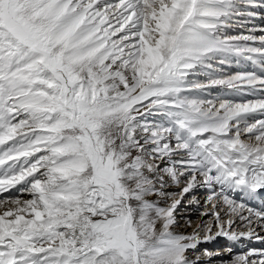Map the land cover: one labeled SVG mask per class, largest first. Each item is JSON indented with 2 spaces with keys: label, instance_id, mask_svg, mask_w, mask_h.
I'll return each instance as SVG.
<instances>
[{
  "label": "snow or ice",
  "instance_id": "snow-or-ice-1",
  "mask_svg": "<svg viewBox=\"0 0 264 264\" xmlns=\"http://www.w3.org/2000/svg\"><path fill=\"white\" fill-rule=\"evenodd\" d=\"M257 19L264 0H0V264H202L215 237L264 241L243 202L264 191ZM232 63L252 70L217 75ZM197 188L213 219L178 234Z\"/></svg>",
  "mask_w": 264,
  "mask_h": 264
},
{
  "label": "rangeland",
  "instance_id": "rangeland-1",
  "mask_svg": "<svg viewBox=\"0 0 264 264\" xmlns=\"http://www.w3.org/2000/svg\"><path fill=\"white\" fill-rule=\"evenodd\" d=\"M254 23L259 27H264V19H257L256 21H254ZM240 31L241 29H238V28L230 29L229 34H237ZM242 70L251 71L252 67L249 64L237 65L235 63H232L230 66L224 67L223 73H217V75H222V74L230 75L237 71H242ZM201 79H204V77H201ZM227 92H228L227 89L212 88L209 90V98L223 96L224 98H228V99H239V97H233L230 94L228 95ZM149 119H152V118H149ZM179 191L180 189L175 186H171L165 189L166 193H179ZM208 195L209 193L206 189H202L201 191H197L195 189L192 192L185 195L183 199H181V203L178 206L177 211L175 213L176 219H177V226L173 228L174 229L173 231H175L178 234L188 235L193 232V230L197 227V225L205 224L206 222L213 219L210 215H203L204 212L211 211V208L206 207V204H205ZM240 196L241 194L239 193V196L238 197L234 196V198H236L239 202ZM173 198H179V197L165 196L164 198L161 199V203L163 204L165 201L170 203L171 199ZM153 199H156V198L153 197ZM250 207L259 209L256 205V202L255 204L254 203L251 204ZM1 210H4V209L1 208ZM221 215L224 216V214H221ZM224 218L227 219L226 216H224ZM189 221L191 222L190 226H189ZM236 226L237 225H234V229H236V231L244 230L242 229L241 226H237V227ZM223 239H227V240L225 241ZM250 240H255V239H250ZM255 241H258V240H255ZM235 242L237 243V241L229 242V239L227 237H217L211 241L200 243L198 245L197 251L195 253H189V255L193 259L196 256H199L202 261V264H231V261L234 260L236 256L244 255L249 250H253V249L257 251L264 250V241H260L256 243L254 242L247 243L246 241L244 242L243 239H240L238 242L239 244L238 247L234 248L235 253H232L231 249L233 248V246H235ZM242 248H244L243 251H242ZM205 249H207L208 252L212 253L213 255L211 257L205 256L204 255ZM225 249L229 251L230 253L229 256L228 255L227 256L214 255L217 252L219 253V252L225 251ZM238 251H241V252H238Z\"/></svg>",
  "mask_w": 264,
  "mask_h": 264
},
{
  "label": "bare ground",
  "instance_id": "bare-ground-1",
  "mask_svg": "<svg viewBox=\"0 0 264 264\" xmlns=\"http://www.w3.org/2000/svg\"><path fill=\"white\" fill-rule=\"evenodd\" d=\"M228 93V92H227ZM216 95V94H215ZM229 95V94H228ZM195 190V189H194ZM197 191H201L202 189L201 188H197L196 189ZM4 196H9V195H18V193H16L15 192V190H12V192H10V193H5V194H3ZM234 196H238V193H236V194H234ZM257 200H261V203H258V207H261V205H264V191H262L260 194H258V196H257V198L255 199V200H248L247 198H245L244 199V201H245V203H247L248 204V206H251V204H253V203H255V201H257ZM257 203V202H256ZM0 210H1V208H0ZM3 210H1L0 212H2ZM221 214H224L223 212H221ZM238 223V224H237ZM236 225L237 226H240V221L239 220H237L236 221ZM236 226V227H237ZM243 229V228H242ZM241 229V230H242ZM174 230V229H173ZM236 230V229H235ZM239 230V229H238ZM175 232V231H174ZM263 232L262 233H260V235L261 236H263ZM215 238H217V237H215ZM221 239V238H220ZM241 239H244V240H246V238H241ZM230 241H232V240H229V242ZM242 241V240H241ZM238 242H239V240H237V243L235 242V246H233V248L231 249V251H232V253H235V251H234V248H237L238 247ZM245 242V241H244ZM203 243V242H202ZM213 243V242H212ZM211 243V244H212ZM244 244V243H243ZM214 255H223V256H229L230 255V253H229V251L228 250H226L225 249V251H222V252H217V253H215Z\"/></svg>",
  "mask_w": 264,
  "mask_h": 264
}]
</instances>
